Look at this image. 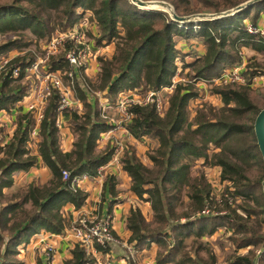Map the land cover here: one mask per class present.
<instances>
[{
	"label": "trees",
	"instance_id": "1",
	"mask_svg": "<svg viewBox=\"0 0 264 264\" xmlns=\"http://www.w3.org/2000/svg\"><path fill=\"white\" fill-rule=\"evenodd\" d=\"M167 1L176 14L183 15L216 12L242 0ZM263 10L264 0H258L228 15L178 22L160 8H142L130 0L0 2V36H5L0 39V56L10 49L28 48L30 39L25 37L26 31L34 35L38 48V39L48 38L51 30L63 31L78 22L84 11H89L92 18H87L96 26L94 43L113 42L110 55L98 56V68L92 77L78 68L85 88L79 83L80 76L73 77L72 93L80 107L61 112L67 116L66 126L72 135L69 150L59 146L56 108L60 99L55 89L42 110L35 154L27 145L34 123L31 111L16 113L10 137L6 143H0V264H22L17 257L18 246L27 243L31 236L40 232L62 233L69 225L63 208L78 209L86 197L82 190L68 187L70 178L80 174L92 177L96 168L110 158L108 144L97 148L99 134L112 124L102 119L104 113L95 92L114 104L119 91L145 93L168 85L171 90L161 114L156 111L155 100L129 102L123 110L129 115L125 129L133 139L147 137L156 143L147 153L148 165L139 161L132 146L120 158L121 169L129 178L128 191L145 203L149 212L146 220L138 205L128 207L125 244L133 253L155 246V264H215L203 237L223 228L230 231L227 238L234 247L228 264H264V231L260 230L264 228L262 161L252 131L260 107L249 97L251 79H264V67L246 61L240 69L243 83H214L210 88L218 94L219 106L195 108L190 118L186 110L188 99L198 95L194 83L199 79L209 81L225 67L238 65L242 47L264 53V37L248 32L243 22L248 19L254 24ZM86 33L92 36L89 30ZM176 38L181 42L198 39L202 52L176 45ZM74 45L73 39L65 37L56 47L59 52L48 55L44 61L46 71L72 69L63 53ZM35 58L34 51L28 48L7 60L0 71V110H10L26 92L28 80L22 84L18 81L25 75L24 67ZM175 59L180 61L178 71L187 68L188 79L172 78L177 67ZM15 66L19 72L12 76ZM62 78L67 80L65 75ZM2 133L0 127V141ZM37 159L50 172L44 183L30 181L9 192L2 191L12 186L15 174L27 171ZM196 159L201 160L200 169L192 173ZM210 166L218 168L219 182L229 183L223 187L218 201L203 172V168ZM62 170L69 174L66 180L61 179ZM102 185L114 194L112 176L106 175ZM252 215L253 224L249 222ZM246 247L260 249L254 260L251 249L238 253V249ZM96 250L102 252L104 248L97 246ZM200 251L205 252V259L200 257ZM125 258L126 264H133L128 255ZM61 264H95V260L74 242Z\"/></svg>",
	"mask_w": 264,
	"mask_h": 264
},
{
	"label": "built area",
	"instance_id": "2",
	"mask_svg": "<svg viewBox=\"0 0 264 264\" xmlns=\"http://www.w3.org/2000/svg\"><path fill=\"white\" fill-rule=\"evenodd\" d=\"M178 22H183L179 21ZM194 21V20H192ZM80 22V21H78ZM246 25V30L248 32H256L259 35L264 37V26L258 25L256 23L250 24L249 22H244ZM74 26L76 25L75 23L73 24ZM91 24L87 27V30H89L92 34V37L96 35V32L94 33L91 30ZM194 27L197 25L194 24ZM72 27H67L63 31H60L58 33V36L51 39L48 44H46L45 48H54L57 49L56 47L60 45L65 37H69L74 40L75 45L73 47L68 48L67 50L64 51L63 57L67 60L68 64L72 66V69H63V70H47L46 71V65L43 66L41 65L42 73L39 74L38 72V62L40 59L35 58L33 62H31L27 67H24V72L25 75L31 73L34 75V79H32L28 83V87L26 89V92L16 100L14 103V106L11 107V115H15V113L19 110H21V107L23 110L21 111L22 113H26L28 111L32 112L33 115V126L30 129L28 133L29 137V142L30 140L36 139V133H37V127L38 123L42 117V110L43 107L47 101V98L51 92L52 89H55L59 95L60 103L57 106V118H56V126L57 129L59 130L58 126V117L63 116L61 112L63 110H66V108H72L79 103L78 99L73 96L72 90H73V77L74 76H80V81L79 83L82 85L83 88H85V83L84 80L81 76L80 71H78V68L81 67L82 71L84 70V65L80 61V57L82 55V44L80 41V38L78 37L76 32H71ZM86 30V31H87ZM87 35V34H86ZM9 58L6 56H0V71L4 68L5 63L7 62ZM240 69L238 65H234L233 67H229L227 69L222 70L219 74L214 76L213 79L214 83H231V82H239L243 83L244 82V77L240 74ZM19 70L18 67L15 66L11 69V75L16 76L18 74ZM62 75H65L67 77V80H63ZM258 76L252 77L251 81H254L255 78ZM210 79V80H211ZM174 80V79H173ZM200 81H206L199 79ZM197 80V81H199ZM209 80V81H210ZM250 81V82H251ZM208 82V81H207ZM213 82V81H212ZM163 88V87H162ZM166 88H169V91L171 90V85H168ZM156 92L157 91H150L148 90L146 94L144 95L143 98H136L137 92L135 90H127L126 92L124 91L122 94H120L117 98L114 104L117 106H121V113L124 116V122L121 123H112L110 120H108L111 124L112 127L107 129L106 131L102 132L99 134V137L97 139V142H102L105 138L110 139L112 142L111 147V155L110 158L100 166L96 168L95 175L93 177L101 179V177H104L103 171L107 167H121L120 165V158L122 157V144L123 141L117 140L115 142L114 137L110 136L114 132L117 134V132L124 131L128 136H131L125 129V124L128 122L129 115H126L124 113V107L127 103L129 102H139V101H152L155 100L156 102V111L157 113L161 114V104L158 101V98L156 97ZM97 93V92H95ZM105 104H110L106 102ZM104 113V112H102ZM5 115L4 110H0V116L3 117ZM101 117H105L104 114H101ZM10 126H12L13 129V124L11 123ZM3 128V127H2ZM12 129L9 131H6L2 133V138L0 143L4 144L7 142L8 138L10 137L12 133ZM69 176L68 172L66 170L61 171V179L66 180L67 177ZM87 176L86 174H80V175H75L70 178L69 185L68 187L71 190H74L75 188L78 187V184L86 179ZM206 213V211H204ZM66 237H69L73 240V242H76L81 245V247L92 257H94L95 264H111V259L113 257L110 247L112 245H120L124 248L126 255L129 256L131 262H134L132 259V256L135 254L133 253L132 249L130 246L127 244L121 242L119 243V239L113 234L112 227H111V216L108 213L101 214L99 216L90 214L88 216H82L79 217L75 221H71L69 225L63 230ZM97 246L100 248H104L102 252L97 251ZM42 251L44 252V259L48 261L52 260V244L45 245L42 248ZM259 251H256V254L254 255V259L257 256ZM101 256L103 258L102 261H99L97 257ZM253 259V260H254ZM252 260V261H253ZM257 264L256 262H254ZM48 264V263H45Z\"/></svg>",
	"mask_w": 264,
	"mask_h": 264
},
{
	"label": "rangeland",
	"instance_id": "3",
	"mask_svg": "<svg viewBox=\"0 0 264 264\" xmlns=\"http://www.w3.org/2000/svg\"><path fill=\"white\" fill-rule=\"evenodd\" d=\"M4 1H8V0H0V2H4ZM166 2H168L167 0H165ZM170 5L171 3L168 2ZM172 6V5H171ZM173 9V7H172ZM166 11V10H164ZM174 11V10H173ZM196 12H203V11H196ZM206 12V11H205ZM83 17L82 19H80V22H74L76 25L74 26L72 23L70 25L71 28V32H76L78 37L80 38L81 44L82 46V55L80 57V61L83 63L84 65V74L86 76L92 77L95 72L97 71L98 68V56H108L110 55L112 49H113V42L110 41L108 42L106 45H97L96 43H94V37L89 36L88 33H86L87 31V27L91 24V30L95 33L96 32V26L93 23V20H89V18H87V16L89 15V11H84L83 12ZM166 13L168 14V11H166ZM193 13V12H191ZM189 14V13H188ZM263 14V18H264V10L262 12L259 13ZM169 15V14H168ZM89 17L92 18V15H89ZM257 19V18H256ZM243 22H248V19H244ZM264 26V23L263 25ZM89 29V27H88ZM62 31V29H54L51 30L48 38H42V39H38L37 41V47L35 46V43L33 42L35 37L34 35H32L30 32L26 31L25 33V37H27L28 39H30V44L28 45L29 50H33L34 53L36 54V58L40 59V61L38 62V72L39 74L42 73V67L41 65L45 66L46 64L44 63V61L47 59L48 55L50 54H55L57 52H59L58 49H54L52 47L50 48H45L46 44H48V42L57 37L58 33ZM87 34V35H86ZM5 36H0V39L4 38ZM180 41V39L176 38V45H180L183 46L184 45H188L189 47H192L195 50H201V43L198 39H190L189 41ZM183 43V44H182ZM27 47L22 48L21 51L18 50H14V49H10L8 50L3 56H6L7 58H11L12 56L16 55V54H23L27 49ZM35 48V49H34ZM36 50V51H35ZM255 61L256 63H259L262 67H264V53H259V52H254L253 50L249 49V47H242L241 48V61L238 64V67H243L246 61ZM180 61L178 59H175V64L177 65L175 72H174V76L172 78L177 79V78H182L183 80H185L186 78L188 79V76L185 74V71L187 70V68H183L182 70L178 71V66H179ZM234 66V65H233ZM231 66V67H233ZM229 67H225L224 69H227ZM223 69V70H224ZM86 72V73H85ZM190 78V77H189ZM28 80V83L34 79V75L29 73L27 74V76H23V78H21L18 82L19 83H23L25 80ZM213 81V82H212ZM214 84V80L211 79L210 81H196L194 83V86H196V90H197V96L194 98H189L187 105H186V110H187V116L190 118L192 116V114L194 113L193 111L195 110V108L198 107H207V106H212V107H217L220 105V98L218 96V94L211 92V87ZM233 84H239V82H233ZM127 90H125L126 92ZM124 91H119L116 95V98L122 94ZM169 88L163 87L159 90H157L156 92V97L158 98L159 103L161 104V110H163L164 106L166 105V100H167V96L169 93ZM95 94V93H94ZM97 94V95H96ZM95 95L97 96L98 100H99V104H100V110L101 112H104L105 117H103L102 119L104 120H110V122L112 123H123L124 122V116L121 113V106H116L115 104H110V106L108 104H105L106 101H104V99L100 98V94L96 93ZM145 93H140L139 91H137L136 94V98H142L144 96ZM249 97L251 99L252 102H254L256 104L257 107H262L264 104V79L261 76H258L257 78L254 79V81H251L249 84ZM91 98V97H90ZM74 108H76L77 110V106L72 107V110H74ZM14 117L12 118H8V116L6 115L4 118H2L0 116V127H3V131H9V125L14 121ZM119 136L116 135L114 137L115 142H117ZM142 138V139H141ZM139 140H135L133 142H127L124 141L122 142V144L124 146H122V152L121 154L126 150L129 151L130 148L129 146H132L134 148V152L136 157L139 159V161H141L143 164L148 165V159H147V153L150 150V148L155 147L156 143L154 140L149 139L147 137H141ZM109 140V144L112 145V142L110 139ZM237 142H239V139H236ZM105 142V140H103ZM109 145V146H110ZM123 155V154H122ZM200 159H196L195 163L193 164V166L191 167V172L194 173L197 170L199 171V164H200ZM203 172L206 176L207 181L210 184V188H211V194L214 196V199L218 201L219 198V194L222 192L223 187L229 183H223V182H219V170L217 167L214 166H210V167H205L203 168ZM252 172V169L247 171V174L250 175ZM50 176V175H49ZM262 194V193H261ZM258 196V194H257ZM137 201V200H136ZM138 204V206L141 209V212L143 214V216L145 217L146 220H148L149 217V212L147 210V205L141 201H137L135 202ZM133 203V204H135ZM236 203H241L240 201L236 200ZM135 204V205H137ZM232 206V204H231ZM177 211L178 208H177ZM237 213H241L240 211H238ZM255 220V217L252 215L249 218V222H251L252 224L255 223L253 222ZM70 223V222H69ZM261 231H264V228L260 229ZM230 231L229 230H225L223 228H218L213 234H211V236H204L203 237V241H207L209 247H210V251L211 253L214 255L215 258V264H228L229 263V257L232 254L234 247L232 246V244L230 243L229 239L227 238L229 235ZM186 242L188 243L189 241L186 240ZM157 249V248H156ZM150 250L149 248L143 249L139 252H136L133 256L132 259L134 262H132L133 264H155V259H154V254H155V250ZM247 249H251V252L255 255L256 251H258V248L255 247H246V248H242V249H238V253H244ZM188 250V249H187ZM260 251V249H259ZM38 251H36L37 253ZM43 256H44V252L41 250ZM55 251H54V246L52 245V251L51 254L54 255ZM122 253H126L125 250H123ZM199 255L201 258L205 259V252L204 251H200ZM17 257L19 259H27L30 258V260L37 263V257L36 255L32 254V255H25L22 254L19 251V246H18V254ZM254 259V258H253ZM44 263H48V264H54L51 260L47 262V260H43ZM125 262L126 259H125ZM166 264H170V263H166Z\"/></svg>",
	"mask_w": 264,
	"mask_h": 264
},
{
	"label": "crops",
	"instance_id": "4",
	"mask_svg": "<svg viewBox=\"0 0 264 264\" xmlns=\"http://www.w3.org/2000/svg\"><path fill=\"white\" fill-rule=\"evenodd\" d=\"M255 23L258 25H263L264 23L263 14L258 15L257 19L255 20ZM197 51L202 52V48L201 50H197ZM13 106L14 104L12 105V107ZM76 106L79 108L80 103H77ZM20 107L21 110L17 112H21L23 110L22 106ZM10 110L5 111V115L2 118H4L6 115L8 116V118H12L13 115L10 117L11 115ZM57 120L59 124L58 126L59 146L62 150L67 151L70 149L71 141H72V135L66 126L67 116H59ZM9 129H12V126H10ZM116 135L119 136L118 139L121 141L123 140L127 142L134 141L133 137L128 136L124 131L117 132V134H115L114 132L110 136L115 137ZM104 140L105 142L104 141L99 143L97 142V148L100 149L106 144L110 145L108 143L109 140H107V138H105ZM36 141L37 138L32 141L30 140V142L27 144L33 154H35ZM103 173H104V177L106 175H110L114 179L113 195L106 190L107 189L106 187H103L102 181L104 177H101V179H99L93 176L92 177L89 176L86 179L82 180L77 187L78 189L86 193V197L84 199L83 204L78 209H72L69 206H65L63 208V212L67 217V219L69 220V222L75 221L79 217L88 216L90 214L99 216L101 214L108 213L111 216V227L113 234L119 239L120 244L121 242L125 243L126 237L128 235L124 227V219H125L126 211L130 205L137 204L135 202H137L138 200L136 201L135 197L131 195V193L128 191L127 187H128L129 178L125 174V172L122 171L121 167L119 166L107 167L103 171ZM49 175H50L49 170L40 163L39 159H37V162L27 171L19 172L15 174L13 176L12 186L9 188H3L2 191L9 192L12 189L19 186H23L30 181H34L36 184H42L49 178ZM72 243H74L73 240L69 237H66L64 231L60 234H50L46 232H40L38 234L31 236L28 242L25 243L24 245H20L19 251L21 252V255L24 253L25 255L34 254L37 257L39 264H45L43 262V260L45 259L41 250L45 245L52 244L54 246L55 253L54 255H52L51 261L54 264H61V260L68 256V250L71 247ZM149 249L154 250L155 246L150 245ZM110 250L113 255L111 259V264H126L125 257H127V255L126 253H122L124 250L122 246L112 245L110 247ZM36 251L38 252L36 253ZM97 258L99 259V261L103 260L101 256ZM21 260H22V264H36L34 262V259L33 261L30 260V258L21 259Z\"/></svg>",
	"mask_w": 264,
	"mask_h": 264
},
{
	"label": "water",
	"instance_id": "5",
	"mask_svg": "<svg viewBox=\"0 0 264 264\" xmlns=\"http://www.w3.org/2000/svg\"><path fill=\"white\" fill-rule=\"evenodd\" d=\"M130 1L142 8H160L162 10H166L168 11L169 17L171 19H175L179 21H189V20L214 18L223 15H228L258 0H242L241 2L229 8L219 10L216 12L203 11V12H193L183 15L176 14L173 11L172 6L165 0H130ZM252 131L255 139V144L257 146L262 161V178L260 181V186L264 200V105L259 108L258 112L256 113L253 119Z\"/></svg>",
	"mask_w": 264,
	"mask_h": 264
}]
</instances>
